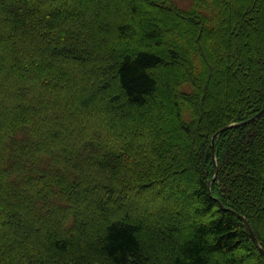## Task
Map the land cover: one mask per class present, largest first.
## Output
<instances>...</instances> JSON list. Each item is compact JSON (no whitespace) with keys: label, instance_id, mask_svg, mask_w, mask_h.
Returning <instances> with one entry per match:
<instances>
[{"label":"trees","instance_id":"trees-1","mask_svg":"<svg viewBox=\"0 0 264 264\" xmlns=\"http://www.w3.org/2000/svg\"><path fill=\"white\" fill-rule=\"evenodd\" d=\"M88 32L97 101L15 98L77 92ZM263 41L264 0H0V262L264 264V112L211 155L264 106Z\"/></svg>","mask_w":264,"mask_h":264},{"label":"rangeland","instance_id":"rangeland-1","mask_svg":"<svg viewBox=\"0 0 264 264\" xmlns=\"http://www.w3.org/2000/svg\"><path fill=\"white\" fill-rule=\"evenodd\" d=\"M175 1L182 6H188L191 2V0H175ZM26 20H27L26 22H29V24H31V25L36 24V22L38 21V19L36 17H29ZM37 33L55 36L56 34L58 35L61 32H33V34H35V35ZM81 33L85 34V32H81ZM33 34H31V35H33ZM35 35H34V37L31 36V41L29 44H25V42H24V44L26 46H32L33 42L35 41ZM89 35H90V33L88 32L87 36L90 39H92L93 43L88 42L85 46H82L79 49V51H80L79 53H81V55H83L82 53L86 54L87 60H85V61L82 60V62L84 64L85 68L88 69L87 70L88 72L87 73H80L79 72L77 74L76 81L79 83V84H77V92L74 89H71L69 91H65L66 90L65 89V90H61V91H47V92L42 93L40 90L32 89V91L29 92V94H30L29 97L24 99L21 95H19V93H17L14 90L15 98L19 102H24V100H25V101H31L33 103H37L39 105H40V103H46L50 109L52 108L53 112H59V113L64 112L65 115L71 112V114H72L74 112V110L70 111L71 106H66L67 103H69L73 99L75 100L78 98H82V97L86 96V94L92 95L90 88L92 87L93 83L94 82H96V83L103 82L104 79L106 78V76L109 74V73H106L105 75H103V73H101V71L99 70V69H102V66H99V64L94 65L93 61H98V60H96L97 59L96 55H98L97 47H96L97 44H95V39L93 37H90ZM262 44L264 45V41ZM82 59H84V58H82ZM90 59H92L91 60L92 63H91ZM95 69H96V71H94ZM2 87L3 86H0V90H2L1 89ZM9 89H11V88H9ZM96 93L97 92H95V94H93V95H95L93 98L94 101H97ZM12 98H14V97H12ZM78 110H80V109L78 108ZM206 141H207V138H206V136H204V138L201 140V143H200L201 149L205 148ZM78 189H79V186H78ZM137 201L138 200L135 199V202H137ZM0 264H2V263L0 262Z\"/></svg>","mask_w":264,"mask_h":264},{"label":"water","instance_id":"water-1","mask_svg":"<svg viewBox=\"0 0 264 264\" xmlns=\"http://www.w3.org/2000/svg\"><path fill=\"white\" fill-rule=\"evenodd\" d=\"M264 112V106L258 111L256 112L253 116H251L250 118H248L247 120H244V121H241V122H238V123H235V124H229V125H226V126H223L222 128H220L219 130H217L213 136H212V139H211V155L214 159V154H215V139L216 137L225 129L229 128V127H232V126H240V125H244V124H247L249 122H251L252 120L256 119L257 117H259L262 113ZM214 166H215V170H216V163L214 162ZM239 218L244 222L246 228L248 229L249 231V234L254 242V244L259 248L260 252L262 253V255L264 256V251L263 249L260 247L258 241L256 240L248 222L246 221V219L239 215Z\"/></svg>","mask_w":264,"mask_h":264}]
</instances>
